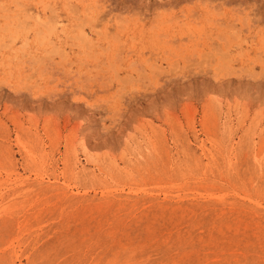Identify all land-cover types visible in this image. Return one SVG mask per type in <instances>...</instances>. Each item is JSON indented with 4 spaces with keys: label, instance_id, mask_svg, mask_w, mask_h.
<instances>
[{
    "label": "rangeland",
    "instance_id": "obj_1",
    "mask_svg": "<svg viewBox=\"0 0 264 264\" xmlns=\"http://www.w3.org/2000/svg\"><path fill=\"white\" fill-rule=\"evenodd\" d=\"M0 264H264V0H0Z\"/></svg>",
    "mask_w": 264,
    "mask_h": 264
},
{
    "label": "bare ground",
    "instance_id": "obj_2",
    "mask_svg": "<svg viewBox=\"0 0 264 264\" xmlns=\"http://www.w3.org/2000/svg\"><path fill=\"white\" fill-rule=\"evenodd\" d=\"M17 3V2H16ZM19 5V4H18ZM4 12H5V10H4ZM7 12V11H6ZM4 18V17H3ZM6 19V18H5ZM2 29V28H1ZM7 46V45H6Z\"/></svg>",
    "mask_w": 264,
    "mask_h": 264
}]
</instances>
